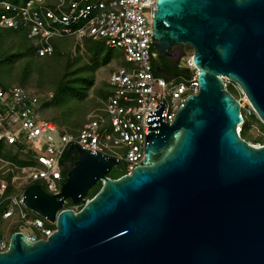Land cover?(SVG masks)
Wrapping results in <instances>:
<instances>
[{
    "label": "water",
    "instance_id": "1",
    "mask_svg": "<svg viewBox=\"0 0 264 264\" xmlns=\"http://www.w3.org/2000/svg\"><path fill=\"white\" fill-rule=\"evenodd\" d=\"M149 11L159 55L193 49L198 93L170 123L164 103L146 115L144 159L130 174L109 177L116 159L71 143L61 192L25 191L55 231L34 242L12 233L0 264H264V145L237 133L241 106L224 81L264 123V0H156ZM66 199L83 206L56 216Z\"/></svg>",
    "mask_w": 264,
    "mask_h": 264
},
{
    "label": "built area",
    "instance_id": "2",
    "mask_svg": "<svg viewBox=\"0 0 264 264\" xmlns=\"http://www.w3.org/2000/svg\"><path fill=\"white\" fill-rule=\"evenodd\" d=\"M155 5L156 0L0 1V28L24 31L39 56L53 54L52 39L75 37L76 45H82L83 39L90 38L119 48L127 63L111 73L109 94L75 132L41 116L42 91L0 85V143L12 147L9 155L15 159L0 157V206L5 204L3 217L16 224L15 232L24 233L27 240L46 239L56 222L28 208L25 191L40 184L49 194L61 192L75 162L71 158L77 155L63 159L71 143V147L116 159L130 174L144 159L149 134L146 115L164 103L163 122L170 123L186 97L198 93L199 72L191 56L183 58L188 73L181 79H166L153 69L155 40L149 9ZM240 116L239 135L245 122ZM69 201H64L56 216L65 209L75 210L65 208ZM11 235L0 234V251L8 248Z\"/></svg>",
    "mask_w": 264,
    "mask_h": 264
},
{
    "label": "rangeland",
    "instance_id": "3",
    "mask_svg": "<svg viewBox=\"0 0 264 264\" xmlns=\"http://www.w3.org/2000/svg\"><path fill=\"white\" fill-rule=\"evenodd\" d=\"M16 42L19 43V39H16ZM67 43L69 41H64V44ZM16 45L14 42L12 44L10 39H6L2 42L0 51L5 55L12 54L16 51ZM182 47V57H192L193 49L184 44ZM98 49L99 51L94 54L87 48L86 42L82 45H76L74 42L69 43L67 48L63 49L65 50L63 55L56 61L50 58L40 59L39 65L31 72L25 83H20L17 80L18 74L12 71V67L19 73L27 58L14 59L12 65L3 64L0 67V81L9 85L22 84L28 89L42 91L44 98L40 102L41 116L49 117L69 128H79L85 120L86 114L98 106L99 101L103 98L102 95L107 92L111 73L118 67L127 65L119 48L112 49L102 44L98 46ZM66 59L72 61L70 62L71 66L68 65V69L73 75L77 73V70L80 69L82 72L83 68L88 67L85 74L90 77V83H88L86 91H81L78 94L69 93L64 96L63 102L54 105L53 102L58 93V81L67 67V65L65 66ZM224 81L227 90L241 104V114L244 116L246 129L244 133H240V136L255 146L264 145V123L259 119L239 86L229 80L225 79ZM49 102H51L50 106L45 108L44 106ZM82 206H73V208L78 211ZM8 223V219L1 216L0 209V234L7 235L10 232Z\"/></svg>",
    "mask_w": 264,
    "mask_h": 264
},
{
    "label": "trees",
    "instance_id": "4",
    "mask_svg": "<svg viewBox=\"0 0 264 264\" xmlns=\"http://www.w3.org/2000/svg\"><path fill=\"white\" fill-rule=\"evenodd\" d=\"M13 1H18V0H13ZM0 12H1V8H0ZM6 39H10L12 41V44H13V42L15 44H17L16 45V51L14 53H12V54H9V55H5L4 53H2L0 51V67L3 64L12 65L14 59L27 58L26 61H25L24 67L21 69V71L19 73L17 71H15L14 68L11 66L12 67V71L18 74L17 80H19L20 83H25L26 82V80L29 78L31 72L35 69V67H37L39 65V60L40 59L50 58V59H53L54 61H56L58 59V57L63 55V53L65 51L63 49H66L67 45H69V43L74 42L76 44L75 37L55 38V39H52V41H51L53 46H54L53 54L50 55V56H39L37 54V52H36L35 45L33 44L32 41H30L26 37V33L24 31H20V30L16 31V30H12V29L0 28V50H1V47H2V42L4 40H6ZM16 39H19V43L16 42ZM64 41H66V42L69 41V43L64 44ZM85 42L87 43V48L92 50V52L94 54L99 51L98 46L100 44H99L98 41H93L90 38H85V39H83V43H85ZM95 44H96V46H95ZM70 62H72L71 59H66L65 66L67 65V67H65L63 76H61V78L58 81L59 82L58 83L59 87H58V93H57L56 99L53 102L54 105H57V103L63 102L64 96L69 94V93L70 94H78V93H81V91H86L88 83H90V77H88V75L85 74L86 68H88V67L83 68L82 72H81L80 69L77 70V73L75 75H73L68 69L69 68L68 65L71 66ZM184 72L187 74L188 70L185 69ZM0 85L2 87H4V88H9V87H11L13 85H16V84L9 85V84L2 83L0 81ZM17 85L23 86L22 84H17ZM108 94H109V86H108L107 92H105V94L102 95L103 96L102 99H104ZM51 102L47 103L44 107L45 108L49 107ZM100 105H101V102L99 101L98 106H100ZM45 118L50 119L49 117H45ZM50 120L55 122L60 127H65L68 130L73 131V132L77 131L81 127L80 126L79 128H69L68 126H65V125H63L61 123H58V122L54 121L53 119H50ZM83 122H82V124H83ZM245 129H246V122L243 123L240 133L241 132L244 133ZM11 149H12V147H7L5 144L0 143V157L1 158L3 157L5 159L13 160L14 158H12L9 155V153L11 152ZM67 158H71V157H69V155L67 153H64L63 159H67ZM71 159L73 161H76L77 155H75ZM125 173H126V165L121 163L120 165L116 166V168L115 167L112 168L111 171L108 173V176L111 177V178H118L121 175H124ZM100 186H101L100 182L97 183L96 185H94L89 190L88 195H87L86 198L90 199L91 197H93L97 193V191L99 190ZM8 191H11V189H9ZM80 204H82V203H80ZM73 206H74L73 203L71 201H69L65 205V208H72ZM0 209H1V216L3 217V212L5 210V204L1 205ZM8 221H9L8 224H9V231H10V232H8V234L11 235L12 233H14L17 230L18 226L16 224L10 225V219H8Z\"/></svg>",
    "mask_w": 264,
    "mask_h": 264
},
{
    "label": "flooded vegetation",
    "instance_id": "5",
    "mask_svg": "<svg viewBox=\"0 0 264 264\" xmlns=\"http://www.w3.org/2000/svg\"><path fill=\"white\" fill-rule=\"evenodd\" d=\"M183 51L182 45H171L168 47L167 55H159L155 50L152 52V66L156 74L166 79H181L186 76L184 72V57L181 52ZM118 163L116 166L120 165ZM116 166H114L116 168ZM113 167V168H114ZM99 183V182H98Z\"/></svg>",
    "mask_w": 264,
    "mask_h": 264
}]
</instances>
